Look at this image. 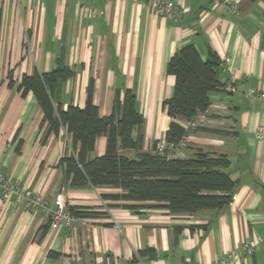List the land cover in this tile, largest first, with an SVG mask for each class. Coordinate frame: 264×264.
I'll return each mask as SVG.
<instances>
[{"label": "crops", "instance_id": "crops-1", "mask_svg": "<svg viewBox=\"0 0 264 264\" xmlns=\"http://www.w3.org/2000/svg\"><path fill=\"white\" fill-rule=\"evenodd\" d=\"M173 1L183 5L179 20L132 0H0V170L51 202L63 192L68 207L101 213L53 229L43 211L0 192V264H215L246 240L256 248L243 264H264V137L256 136L264 100L246 94L264 92V0H232L238 13L212 0ZM189 43L204 57L210 51L219 57L222 86L195 117L187 145L171 150L172 119L162 103L173 95L175 77L167 64ZM58 66L74 75L56 84V104L85 106L93 79L94 103L109 115L116 98L133 91L144 117V150L157 142L172 157L198 148L227 155L236 198L221 209L173 214L154 202L103 197L118 188L70 185L60 159L73 153L72 135L62 128L46 137L35 95L18 88L23 74ZM228 84L235 91H226ZM106 149L100 136L89 156Z\"/></svg>", "mask_w": 264, "mask_h": 264}, {"label": "trees", "instance_id": "trees-1", "mask_svg": "<svg viewBox=\"0 0 264 264\" xmlns=\"http://www.w3.org/2000/svg\"><path fill=\"white\" fill-rule=\"evenodd\" d=\"M220 63L215 53L210 51L204 57L193 43L183 45L170 57L167 71L175 77L174 92L162 103L172 119L166 132L168 146L189 134L184 122L193 121L209 108L210 92L222 86ZM73 75L74 71L68 66L46 72L36 70L23 74L18 86L23 96L29 92L35 95L43 111V122L48 123L46 137L51 133L59 134L62 128L72 135L73 153L60 159L70 185L118 188L121 192L103 194V197L154 202L173 214L221 209L232 201L236 181L227 171L231 165L227 155L198 148L190 157H172L168 148L164 154L160 153L157 142L151 150H144V117L138 110L133 91L127 90L122 101L116 98L109 115H100L94 103L93 79L88 86L85 106L70 104L65 109L63 104H56L53 99L56 84ZM100 136L107 138L106 152L90 158ZM125 206L140 207L139 204ZM68 208L76 217L101 214L88 211L86 207L71 205Z\"/></svg>", "mask_w": 264, "mask_h": 264}, {"label": "built area", "instance_id": "built-area-1", "mask_svg": "<svg viewBox=\"0 0 264 264\" xmlns=\"http://www.w3.org/2000/svg\"><path fill=\"white\" fill-rule=\"evenodd\" d=\"M135 3L146 4L151 7L155 12L162 14L168 18L179 20L183 16V5L173 0H132ZM215 4H224L230 10L237 12L236 4L232 0H212ZM226 60H229L226 58ZM224 89L229 92L235 91V87L232 84L224 86ZM250 98L257 97L264 100V92L258 91L255 88H249L246 92ZM195 125H198L196 121L188 122L187 126L191 131ZM189 135V134H188ZM188 135L180 140L178 143H171L169 148L171 150L183 148L188 143ZM256 136L258 138L264 137V125H261L256 130ZM165 146L160 145L159 151L164 154ZM0 192L2 197L6 201H14L16 204L25 208L26 210L34 211L41 210L49 218L50 228L56 229L61 225L70 226L77 218L74 216L67 206L65 195L60 192L55 200L51 202L40 192L25 188L20 184L12 181L5 172L0 170ZM236 198V194L233 195ZM256 244L250 240L244 241L242 246L237 250L229 252L220 256L215 264H243L247 258H250L255 252Z\"/></svg>", "mask_w": 264, "mask_h": 264}]
</instances>
